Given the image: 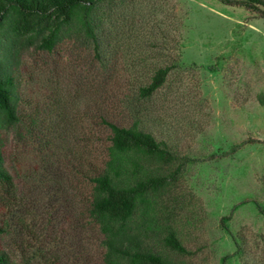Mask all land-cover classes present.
<instances>
[{
  "label": "rangeland",
  "instance_id": "obj_1",
  "mask_svg": "<svg viewBox=\"0 0 264 264\" xmlns=\"http://www.w3.org/2000/svg\"><path fill=\"white\" fill-rule=\"evenodd\" d=\"M95 16L98 46L65 34L50 52L33 33L42 21L1 22L19 117L4 130L5 160L25 202L11 211L21 229L6 244L33 264L76 251L70 264H104L77 167L83 173L91 149L107 142L100 115L122 124L137 116L172 160L133 228L157 246L172 233L183 248L167 250L174 264H264V18L219 0H102ZM161 66L170 67L163 86L139 99L135 90ZM73 216L85 224L83 242L73 243L71 226L62 241H45L47 219L53 232Z\"/></svg>",
  "mask_w": 264,
  "mask_h": 264
},
{
  "label": "trees",
  "instance_id": "obj_2",
  "mask_svg": "<svg viewBox=\"0 0 264 264\" xmlns=\"http://www.w3.org/2000/svg\"><path fill=\"white\" fill-rule=\"evenodd\" d=\"M102 0H0V25L8 16L12 23H23L24 27L36 19L44 23L42 34L33 32L39 39L38 48L52 51L55 44L65 34L91 39L98 46L96 27L98 20L95 9ZM226 5H240L264 18V9L258 4L262 0H219ZM46 30V31H45ZM25 31H31L25 28ZM0 58V264H33L30 256L18 246L6 244V237L20 231L19 216L11 214L13 207L25 206L23 196L14 175L8 170L5 160L4 130L6 126L18 122L14 101V76ZM170 70L169 66L158 67L148 75L147 80L135 90L139 99H147L160 89ZM129 104L125 108L133 113ZM131 110V111H130ZM132 115V114H131ZM98 124H102L108 133L107 142L102 151L93 149L88 154L85 170L77 167V176L82 175L87 186L82 200L84 218L90 232L98 235L100 255L104 264H174L167 250L181 252L182 246L170 233L164 238V245H153L146 241L144 234L132 226L134 216H143L149 206L151 196L166 183L162 170L170 164L172 155L164 140L139 126L140 118L122 124L100 115ZM74 208V207H73ZM67 210L71 212L77 209ZM15 217V219H13ZM70 220L59 219L61 228L49 230L47 219L43 235L45 241L59 242L68 226L72 227L74 244L83 242L81 229L85 224L77 225L76 217ZM60 224H58V227ZM80 227V228H79ZM62 241V240H61ZM35 252H32L33 256ZM66 254L60 258L55 253L51 264H70L78 262L80 253L68 259ZM79 255V256H77ZM91 257V254H90ZM67 260L69 262H67Z\"/></svg>",
  "mask_w": 264,
  "mask_h": 264
}]
</instances>
